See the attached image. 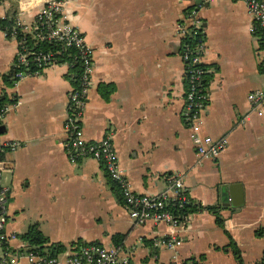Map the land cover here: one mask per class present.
Segmentation results:
<instances>
[{
	"label": "crops",
	"instance_id": "crops-1",
	"mask_svg": "<svg viewBox=\"0 0 264 264\" xmlns=\"http://www.w3.org/2000/svg\"><path fill=\"white\" fill-rule=\"evenodd\" d=\"M190 7L202 22L201 61L208 73L200 129L228 141L216 157L201 160L180 114L185 76L176 24ZM9 8L10 0H0V17ZM67 9L93 47L84 137L111 132L118 165L134 191L157 194L178 176L188 198L218 207L222 224L208 209L191 211L176 232L179 244L169 249L156 242L167 233L164 222L132 223L101 164L89 156L66 157L67 65H48L4 86L14 42L0 30V93L4 102L18 100L0 121V139L19 142L0 152V180L8 190L5 228L16 233L10 248L17 250L25 241L21 234L35 223L45 245H62L58 254L68 245L98 242L116 248L126 264H169L200 253L196 264H237L221 248L228 236L245 263L264 256V113L237 123L248 110L247 92L264 87L263 42L248 30L244 2L70 0ZM229 184L236 185L223 204L221 190Z\"/></svg>",
	"mask_w": 264,
	"mask_h": 264
},
{
	"label": "built area",
	"instance_id": "built-area-1",
	"mask_svg": "<svg viewBox=\"0 0 264 264\" xmlns=\"http://www.w3.org/2000/svg\"><path fill=\"white\" fill-rule=\"evenodd\" d=\"M69 1L10 0V8L5 15L11 14L12 22L0 26V30L4 37L14 42V56L11 62L13 76L17 80L23 76L38 74L45 66L57 63H65L68 67L66 74H69L75 62L79 65L76 84L72 83L67 91L62 122L66 157L73 161L81 156H89L99 162L107 177L115 184L122 206L132 223L137 224L145 219L164 222L168 228L167 233L156 242L173 249L180 242L176 232L187 217V214L178 217L169 208L171 204L181 205L188 198L181 186L180 178L171 176L166 188L157 194L136 192L118 165L111 132L105 131L102 136L92 140L86 139L83 135L81 116L87 91L92 84L93 47L85 40L82 30L71 21L67 9ZM242 1L251 17L248 30L260 37L264 47V0ZM198 29L202 31L201 19L195 9L190 7L184 11L182 19L176 24L180 41ZM28 38L34 41L42 39L57 41L59 46L55 50L35 49L27 43ZM70 47L74 49L71 53L68 52ZM203 50L204 36L195 45L193 53L189 52L187 47L180 52L185 76L184 99L180 114L189 129L198 160L216 157L228 142L225 134L212 137L200 129V115L207 101L206 86L202 82L206 68L200 64ZM64 52H67L70 58L59 59L55 55ZM262 62L264 64V58ZM246 100L248 110L238 118L239 124L248 122L249 114L252 112L257 115L264 113V87L249 90ZM17 102V98L13 96L9 101L0 103V121ZM18 145V140L0 139V152L12 150ZM7 191V186L0 180V264H19L21 258L25 264H126V260L118 255L116 248L98 242L68 245L66 252L52 255L32 249L25 241L17 250H12L9 243L16 237V233L5 228Z\"/></svg>",
	"mask_w": 264,
	"mask_h": 264
},
{
	"label": "trees",
	"instance_id": "trees-1",
	"mask_svg": "<svg viewBox=\"0 0 264 264\" xmlns=\"http://www.w3.org/2000/svg\"><path fill=\"white\" fill-rule=\"evenodd\" d=\"M12 19H11V14L8 15L6 14L4 17H0V26L3 27L4 25H9L11 24ZM204 36L203 31L196 30L192 32L191 34H187L183 40L181 41V46H180V52L187 47L188 51L193 53L195 45L202 39ZM27 43L29 45H32L33 48L35 49H41V50H55L58 48L59 43L57 41H48L45 39L42 40H32L31 38L27 39ZM73 48L70 47L68 49V52H73ZM59 59L64 57L63 59H68L70 58V55L67 54V52L64 53H56L55 54ZM204 66L203 62H200ZM79 71V65L75 62L73 66H71L70 72L67 75V78L71 81V83L76 84L77 81V73ZM207 74L204 72L203 74V79L202 82L205 84L207 81ZM1 80L4 86L12 85L13 82L15 81V77L13 76V68L1 76ZM5 94L4 92L0 93V103H3L5 100ZM11 98H9L7 101H9ZM112 187H114L116 191L115 184L112 183ZM171 212L178 216L181 217L183 214H187L191 211H196L202 208L210 210L214 216H215V222L218 225L222 224V218L218 213V207L213 204H207V205H201L196 203L192 198H187L185 201L181 203V205H176V204H171L169 206ZM119 236V235H117ZM21 237L25 240L27 244L32 247V249H36L38 251H43L46 252L50 255L58 253V251L61 249L62 245L59 244L58 242H49L48 244L45 245V242L47 241L46 236L40 231L38 226L35 223H31L28 225L27 229L21 234ZM222 249L224 250H229L232 256L234 257L235 261L237 264H264V256L260 257L258 260L250 262V263H245L240 255L239 248L237 247L236 243L234 242L233 239H231L230 236H228L227 242L221 246ZM203 254L200 253L198 254V257H202ZM198 257H195L193 255H190L189 257L181 260L179 264H196V259Z\"/></svg>",
	"mask_w": 264,
	"mask_h": 264
},
{
	"label": "water",
	"instance_id": "water-1",
	"mask_svg": "<svg viewBox=\"0 0 264 264\" xmlns=\"http://www.w3.org/2000/svg\"><path fill=\"white\" fill-rule=\"evenodd\" d=\"M236 185V184H229L226 188L221 190V201L223 204H226L229 200H227L228 197V192L227 190H231V188ZM230 198V197H229ZM231 204H235V202H232V200H230Z\"/></svg>",
	"mask_w": 264,
	"mask_h": 264
}]
</instances>
